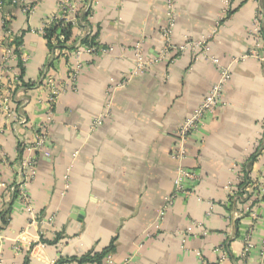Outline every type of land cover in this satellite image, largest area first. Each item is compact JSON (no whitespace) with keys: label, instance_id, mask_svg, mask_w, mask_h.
<instances>
[{"label":"crops","instance_id":"obj_1","mask_svg":"<svg viewBox=\"0 0 264 264\" xmlns=\"http://www.w3.org/2000/svg\"><path fill=\"white\" fill-rule=\"evenodd\" d=\"M23 1L29 13L0 9V54L9 43L19 52L0 70V103L7 97L13 112L0 110L2 264H108L107 256L113 264H264V63L250 56L251 33L264 49V0H175L172 44L207 41L208 54L172 53L138 74L135 44L144 42L145 59L163 47L165 0H96L86 26L111 50L83 55L74 91L65 88L74 59L51 60L41 33L61 0ZM210 57L230 71L224 104L187 141L183 166L197 175L185 185L190 195L161 216L180 166L171 158L176 131L219 79ZM46 67L63 88L51 121ZM23 161L36 171L27 187L34 221L11 204Z\"/></svg>","mask_w":264,"mask_h":264},{"label":"built area","instance_id":"obj_2","mask_svg":"<svg viewBox=\"0 0 264 264\" xmlns=\"http://www.w3.org/2000/svg\"><path fill=\"white\" fill-rule=\"evenodd\" d=\"M96 0H61L59 3V12L58 14L52 18L50 22H48L45 27L49 25H57L60 22L68 23L72 25L73 31H76L78 36L76 37L75 42V49L72 52H69L67 50H62L61 52L58 50H54L52 55H50V58L53 57V59H65V60H71L74 59V62H72L71 65L68 66L67 71V79L65 82V88L70 87L73 91L76 90L77 87V80L80 75L81 69L83 67V63L81 62V58L83 55H87L90 57H97L98 55L106 54L110 52L111 49H104L102 47H94V46H85L80 44V40L86 36L91 35L90 31L85 28V24L79 25L77 16L79 13L87 12L88 10L91 11L94 3ZM166 2V24L161 29V36L163 38V47L161 48V51L159 55L155 58H149L145 59L143 56L144 53V42L139 41L135 44L134 49L132 51L134 61H135V70L134 73H143L146 70L149 69L152 65L156 64L159 61H165V60H173L174 57L171 55L172 53L176 55H180L183 53H186L187 51L190 52H198L200 55H207L208 54V44L207 41H186L182 46L175 47L172 44L171 41V34L172 29L175 23V0H165ZM11 3V5H19L23 12L29 13L31 11V7L24 3L23 0H0V9L3 7V5ZM228 3V2H227ZM91 15L88 19H90ZM44 27V28H45ZM84 27V28H81ZM41 33L43 36V30ZM252 36L255 37L256 45L255 47L257 49H254L251 53V57H254L258 59L259 61L264 63V49L261 47V41H260V33L258 31H255L251 33ZM7 36L9 38V42L11 40V35L7 33ZM62 40V38L60 39ZM53 44H56L55 40H52ZM17 48L12 46V44H5L1 46V54H0V70H7L8 66L12 59L16 61V55L14 54V50ZM24 59L22 57L20 58L21 63L23 64ZM211 63L215 64L217 68H219V79L218 81L211 87L208 94L204 97L200 105L193 111L190 117L186 119L182 125L179 127V129L176 131V137H177V145L174 148V150L171 153V158L175 161H178L180 164L179 168L177 169L176 178L174 180V189L171 195L166 199L165 201V208L163 211L159 213V215H163L166 208L168 209L169 206L172 205L173 201L177 198V196L182 195L187 197L190 195V191L185 186L188 183H193L197 179L196 172L193 169H187L183 166V162L186 160L187 157V141L189 138L195 134L199 128L203 125L205 118H207L209 115L214 114L215 110L222 107L224 104V87L229 80L230 77V71L227 68L220 67L218 63V59L210 57ZM48 67H46L43 70V74H45V82L48 86L49 95H48V101H47V107H48V114H47V121H51L52 119V112H53V106L55 104V101L57 97L60 95L61 91H63V88L58 87L54 84L52 81L51 76L48 74ZM16 78V77H15ZM18 80V78H16ZM0 110L6 114L7 116H12L13 112L11 111L9 107V99L7 97H3L1 99L0 103ZM106 116L104 115L101 118H98L94 121V127L99 126L102 124L103 119ZM24 123V121H22ZM46 136H47V130L46 126L43 125L39 127L37 130V133L35 134L34 138V146L33 150L35 151H42V149L45 146L46 143ZM36 175V171L34 168V162L33 161H23L21 162L20 169L17 173V180L18 182H15L13 185L9 187V193L16 194V198L14 200V203L17 201L19 202L26 213L31 215L33 217L34 221V208L31 202V199L29 198L27 194V187L28 185L34 180ZM264 195V191H261ZM33 221L31 223H33ZM1 244H2V238H1V229H0V264H2V252H1ZM250 244L246 245V249L244 250L242 256L245 255V253L249 250ZM262 248L264 250V240L262 241ZM14 250H19V247L16 246L13 248ZM106 263L113 264L111 256L106 257ZM123 264H131L130 260L125 261Z\"/></svg>","mask_w":264,"mask_h":264},{"label":"trees","instance_id":"obj_3","mask_svg":"<svg viewBox=\"0 0 264 264\" xmlns=\"http://www.w3.org/2000/svg\"><path fill=\"white\" fill-rule=\"evenodd\" d=\"M88 16H90V10H88L85 13H79L77 16L78 19V23H80L79 25L85 24L87 25V18ZM81 28V27H80ZM84 28V27H82ZM81 28V29H82ZM85 28H87V26H85ZM45 40H46V44H47V48L49 50L50 55H52V53L54 52V50H58V51H62V50H67L69 52H72L75 49V42H76V37H74V32H73V27L72 25L68 24V23H63L60 22L57 25H49L47 27L44 28L43 30V36H42ZM62 38V40H60ZM96 35H86L84 36L81 40H80V44L81 45H85V46H94L99 48L100 45L97 43V39H96ZM19 40V41H18ZM52 40L56 41V44L52 43ZM14 42L16 43V45L18 46V44H20V39L15 38ZM15 45V46H16ZM17 48V47H16ZM15 53L19 56V52L16 49ZM51 60H53V57L51 58ZM20 64V62H19ZM52 64V62L50 63V65ZM23 75H24V69L21 66L20 68V75L18 76V81L22 82L23 84ZM22 150V149H20ZM16 198V194L13 195L12 197V201L11 204L14 202ZM10 204V207H11ZM4 219L2 217V213H0V227L3 226L4 227ZM102 256H95L94 258L96 259V261H100ZM93 258L92 257H85L83 260L81 259V261H91Z\"/></svg>","mask_w":264,"mask_h":264}]
</instances>
